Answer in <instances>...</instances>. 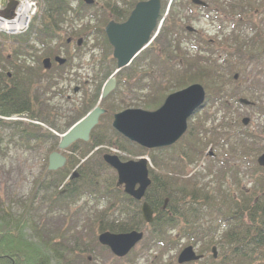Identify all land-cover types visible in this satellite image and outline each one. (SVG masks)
<instances>
[{
    "label": "trees",
    "instance_id": "1",
    "mask_svg": "<svg viewBox=\"0 0 264 264\" xmlns=\"http://www.w3.org/2000/svg\"><path fill=\"white\" fill-rule=\"evenodd\" d=\"M255 1L245 0L249 6V15H254L255 11L259 10V6L264 4V0H260L256 4ZM73 2L77 6L74 15L79 13L78 10L85 12L92 7L85 5L82 0H42L38 12L25 32L18 35L0 33L1 37L11 39L19 44L16 49H13L11 55L8 54L9 58L7 55H3L0 49V128H10L11 134H17L21 141L38 144L58 139L56 134L48 129L43 128V131L32 133L23 127L22 122L4 121L1 116L26 113L40 121H48L47 117L40 116L38 112V110L46 109L45 102L40 101L39 97L31 91L34 77L42 70L40 57L22 49L21 45L32 39L40 41L42 44H47L54 38L58 40L60 35L57 29L64 21ZM167 2L168 0H165L162 4L161 14H163ZM244 4L243 0L234 5L233 11L238 12L237 7ZM104 5L109 9L112 18L120 20L127 17L134 3L117 0L115 3L107 1ZM120 5L123 8H120ZM175 5L177 3L173 0L168 9L167 18L158 32L159 35L128 66L117 71L116 80L119 79L132 89H149L148 93L140 94L139 104L142 102L144 109L157 108L173 89L182 88L191 82H200L205 88V103L219 101L220 108L228 110L227 103L221 97L229 94L225 93L217 84L219 75L216 72L221 69V66L215 64L216 61H214L213 68L207 67L205 61L197 60L192 54L183 51L184 39L193 47L197 45L191 40V37L190 40L185 37L184 30H182L180 38L176 35V28L180 25L176 23L177 18L173 16V11L180 8ZM96 12L94 10L90 13L96 15ZM107 19L106 14L102 12L101 23H105ZM246 22L249 23L251 29L257 28L254 20L250 17L246 19ZM259 24L258 34H261L264 32V26L261 20H259ZM187 34L191 36L190 33ZM92 35L96 40L102 38L104 44L109 47L101 27L95 26ZM237 39L235 41L234 36L233 41L237 42L235 45L239 43L236 50L242 55V51L248 54L237 59V65L240 64L238 70L245 64L259 69L258 77L252 78V83L248 84L247 90L256 96L264 94V78H260V76H264V38L257 44H253L252 40L244 42L237 41ZM13 53L14 56H12ZM23 53H27L30 57L20 65L18 56ZM34 53L36 52L34 51ZM176 58L179 59L176 60ZM26 60L29 62L28 65ZM148 60L152 63L143 69L140 76H135L138 66ZM5 62L11 66L10 75L2 69ZM33 62L35 65L33 64L34 66L31 67L30 63ZM225 62L227 65L229 59L227 58ZM150 67H154V72L161 73V81L152 75L153 71ZM225 67V71L228 72L237 70V67L232 64ZM57 69L61 71L62 66L57 65ZM131 80H134V83ZM164 83L166 85H163ZM211 84L216 85L215 88H210ZM115 88L117 90V87ZM99 91L100 85H95L93 91L95 97L91 98L89 104L84 103L81 109L68 116L65 130L95 104ZM107 99L110 97L107 96L101 102L108 101ZM256 103L254 100L253 104L256 105ZM258 109L262 112L261 115H264V104L258 105ZM115 110L117 108L110 105L109 110L100 117L101 120L107 117L106 120L111 121V112ZM193 122L194 120H189L187 130L174 144L151 149L141 147L126 139L110 124L107 126L97 124L91 130L88 141L77 140L70 146V151L73 153L68 155L62 168L45 173L46 179L39 182L33 196L27 201L25 215L17 217H14L13 213H6L5 217L0 215V264H84L87 262L88 257L83 254V251L86 252L87 249L80 235L75 233L73 236L75 242L71 245L66 243L65 238L64 241H61L62 237L55 239L59 240L56 242L54 234L46 235L44 223L36 222L32 213L29 212L33 197L39 189H43L44 193L49 190L53 191L51 206L54 209L63 210L81 198L90 197L105 200L106 205L93 212L88 229L93 233L94 245L108 253H110L108 248L97 242L93 232L95 224L99 231L146 230L142 245L148 248L162 247L165 251L173 244V240L169 236L175 230L181 238H185L193 245H198L199 252H203L208 249L211 243H215L213 236L221 226L223 233L219 240L222 249L219 262L216 263L210 253L205 258L206 260H201L206 261L204 264H264V177H260L257 185L253 186L254 188L241 189L240 193L235 195L229 189L221 188L219 185L211 187L208 182L200 181L197 172L190 174L188 172L190 166L197 164L199 158L206 153L208 143L213 141V139L205 137L202 139V123L197 120L193 125ZM238 124L241 128L243 127L241 123L236 122V125ZM227 128L229 131L235 130V135H232L231 138L235 140L234 146L237 155L250 150V148L262 146L264 120L263 126L252 132L233 127L231 124H228ZM212 135L218 138L221 133L218 131ZM104 143L115 144L131 156L146 155L149 157L152 163V167L149 166L151 183L145 191L143 200L147 201L153 210L151 223H146L142 218L141 201L133 199L121 188L115 186V171L103 161L102 150L97 148ZM95 148L97 149L95 150ZM119 157L122 160L128 159L122 155ZM255 165L258 170H263V167ZM110 170H112L111 175ZM165 198H167V202L163 207ZM111 208L114 209L112 213L108 211ZM0 212L5 213L6 211L1 209ZM87 220L89 219L86 218L85 221ZM215 223L217 224L214 225ZM25 227H29L34 232L33 237L28 236ZM110 255L113 257L111 253Z\"/></svg>",
    "mask_w": 264,
    "mask_h": 264
},
{
    "label": "rangeland",
    "instance_id": "2",
    "mask_svg": "<svg viewBox=\"0 0 264 264\" xmlns=\"http://www.w3.org/2000/svg\"><path fill=\"white\" fill-rule=\"evenodd\" d=\"M105 1L111 3L117 2V0H95L93 6L88 11L82 12L78 10L79 13L77 15H72L70 14L72 11H69L64 21L59 25V29H57L60 35L58 40H50L47 44H42L40 41L32 39L28 43H23L21 45L22 49L38 55L41 59L48 56L52 58L55 55L66 58V63L61 65V71L59 69L55 70L54 68L53 70H44L41 64L42 70L34 77L31 87V91L39 97V100L45 102L46 109L42 111L38 110V112L40 116L47 117L48 120L47 122H43L37 118H33L35 121L36 119L38 121L33 122V124L35 123L37 126H41L42 124L44 129H48L53 134H56L58 137L56 141H45L44 143L38 144L25 142L21 141L17 134H11L12 131L10 128H0V210L4 209V211H6L5 213L0 212V215L4 217L6 213H13V215H15L14 217L26 214L27 201L33 196L35 187L38 186L39 182L46 179L45 173L48 171V155L52 151L58 149L57 144L60 135L65 130V123L68 116L73 115L81 109L84 103L89 104L91 102V98L95 97L93 96L95 85H100L101 90L105 80L110 75L115 74V59L112 56V49L104 44L102 38L96 40L92 35V30L95 26L103 27L104 25L100 21L102 12H104L108 18H111V14L103 9L105 7ZM127 1L135 3L137 0ZM213 1H216L215 6H217L218 9L215 13H211L210 15L213 16L217 14L219 17L213 19V23L210 21V18H200L196 21H189L187 19V11L174 10V16L178 19V22L184 23V21H186L185 23L188 26L194 27L198 31L196 34L192 32L191 36L183 32L188 40H190L191 37V40L198 46L197 48L196 46H190L191 44L182 43L183 51L192 54L197 60L200 59L201 61H205L207 67L209 66L210 68H213L212 64L217 60L215 64L221 66V69H218V71L222 74L221 77H217V84L219 87L226 84L224 86L225 91L239 92L238 96H242L250 101L255 100L257 103L250 107L235 105L228 108V110L220 108V102L207 103L196 115H193L191 117V120H194L193 125L196 124L197 120L203 125L201 133L202 139L205 137L206 139H213V141L208 143L206 153L199 158L196 165L190 166L188 172L190 174L197 172L200 176V181L208 182L211 187L219 185L221 188L229 189L232 194L236 195L240 193L241 189L248 190L254 188L253 186L257 185L260 177H264V168L263 170H258L255 167V164H257V156L264 151V136L261 142L262 146H259L260 148H250V150H246V152H241L237 155L234 146L235 140L231 138L232 135H235V130L229 131L227 127L228 124H231L233 127H239V129L249 132L260 129L261 126H263L264 115H261L262 112L259 111L258 105L264 104V94L256 96L245 89L247 82L251 84L252 78L258 77L259 69L245 64L242 65V67L240 66L241 68L239 67L240 70H238V65L240 64L237 65L238 51L235 49L238 47L239 43L235 45L237 42H234L232 37L235 36L236 41L240 36L242 41L247 42L252 40L253 44L259 43V41L264 38V32L258 34L257 29L260 25L259 20L263 22L264 26V4L259 6V10L255 11L254 15H249V17L254 20L257 28L241 29L242 20L239 18L242 14H232L234 11L228 14V12L229 9H231L229 6L239 4L242 0ZM5 2L6 0H4L3 3ZM257 2H260V0H256L255 4ZM94 10L97 11L96 15H91L90 12ZM190 14L194 13L190 12ZM233 22L237 23L239 26L235 31H233V29L231 30L230 26ZM183 25L184 24L176 28V35L179 38L182 36V30L185 28H183ZM159 29L160 25H158L155 34H157ZM68 34L73 36V42L69 46L65 45L64 41V38ZM157 35H159V33ZM2 38L3 37L0 36L1 52L3 55H11L13 49H16L19 44L11 39ZM211 38L213 40H210ZM78 39H81L80 43H82V45L77 48L76 41ZM34 51L36 53H34ZM242 52L244 55H248L247 52ZM224 53L233 55L232 57H228L229 62H227V65L226 62H224ZM12 56H14V53ZM9 57L10 56H8V58ZM29 57L30 55L27 53L19 55L18 64H24V60L29 59ZM177 59L179 58H176V60ZM209 62L212 63L209 64ZM151 63L152 62L148 60L146 63L138 66L135 76H140L143 69L148 67ZM228 63L237 67V70L231 72L225 71V66H230ZM26 64L28 65L29 62L27 61ZM150 68L153 71L152 75L155 76L158 81H161V73L158 71L154 72V67ZM2 69L3 71H7L10 75L11 66L8 65L7 62L4 63ZM260 78H264V76H260ZM227 80L228 82L226 83ZM131 82L134 83V80H131ZM163 85H166V83ZM215 86L216 85L211 84L210 88L213 89ZM116 87L117 90H115V88L113 93L108 95L110 99L101 102V106L106 108V110H109L110 105L117 108V110L112 112L134 107L144 109V107H142L143 103L141 102L139 104L140 94L148 93L149 89H132V87H128L119 79H117ZM75 88H77L76 91H74ZM174 90L176 89L172 91ZM225 93L230 94L229 92ZM97 102L98 98H96L95 104H97ZM93 106H91L90 109ZM7 117L11 118H5L4 121H19L20 123L23 121V125L24 122L28 123V118H32L26 113H16ZM242 117H248V123L247 125H242L243 127L241 128L239 124L236 125V122L241 123ZM106 118L104 120L100 118L98 124H103L102 126L111 124V121L106 120ZM218 131H220L223 136L219 135L220 137L218 136V138H215L212 134H216ZM71 145L61 151L66 157L73 153L70 151ZM97 148L102 150V154L119 151V155L123 157L137 159L136 155L131 156V154L122 151L115 144L104 143ZM97 148H95V150ZM112 170H110V175ZM53 195V191L51 190L47 193H44L43 189L37 190L33 197L29 212L32 213L36 222L44 223L47 232L46 235L54 234V241L56 242L59 240L55 239L62 237L61 241H64L65 238L66 243L71 245L75 242L73 239L75 233L80 235L87 249L86 252L83 251V254L88 257L87 262L84 264H177L176 257L182 247L188 244L193 245L185 238L178 236L177 232L174 230L169 236L170 239L173 240L172 243L174 245L172 244L173 246L171 245L167 251L158 246L151 248L144 247V245H142L143 241H141L134 250L129 253L127 258L117 259L113 255V257H111L110 253L94 245L93 233L88 229V223L93 217V212L96 209L104 207L106 201L90 197L81 198L65 209L60 210L54 209L53 206H51V197H53ZM108 211L112 213L114 209L111 208L108 209ZM86 218L89 220L85 221ZM216 224L217 223L214 225ZM26 228L27 227L24 229L28 236L33 237L34 232L31 231L29 227ZM222 231L223 227L220 226L213 236V241L215 243H211L208 249L201 252L204 254L203 259L211 253L212 246H215L217 255L215 260L216 263L219 262L222 251L219 240L221 239ZM93 232L97 237L99 233L97 224H95ZM143 232L145 237L146 230ZM217 241L218 243H216ZM193 246H195L198 252L199 246ZM204 263H206V261L199 260L194 263L186 264Z\"/></svg>",
    "mask_w": 264,
    "mask_h": 264
},
{
    "label": "water",
    "instance_id": "3",
    "mask_svg": "<svg viewBox=\"0 0 264 264\" xmlns=\"http://www.w3.org/2000/svg\"><path fill=\"white\" fill-rule=\"evenodd\" d=\"M93 1L84 0L86 4H91ZM192 2L203 4L200 0H192ZM15 4L14 0H8L7 11L12 9ZM159 12L160 0H141L134 5L125 21L110 20L106 23L104 32L112 46L115 72L127 66L149 44ZM54 60L61 64L65 58L55 56ZM50 62L49 57L43 58V67L49 68ZM115 86L116 78L114 75H110L101 87L97 104L61 134L57 144L58 149L48 155V170H57L64 166L67 158L61 153L62 150L77 140H89L92 128L98 123L100 116L106 112V109L100 106L99 101L104 99ZM239 101L244 104L250 103L246 98H239ZM204 105L205 90L202 84L194 82L168 93L162 104L154 110L134 107L114 112L111 127L126 139L148 149L169 146L178 141L185 133L188 119ZM247 122L248 117H243L242 123L247 124ZM25 127L31 132L39 130L30 126ZM102 158L116 171V185L121 186L124 193L135 200H141L151 182L147 157L140 156L136 160L122 161L116 154L104 153ZM256 162L259 166L264 167V151L257 156ZM140 211L146 223L153 221V210L146 201L141 203ZM142 237L143 231L137 229L125 232L104 230L98 234L97 240L101 245L107 246L115 256L122 257ZM211 250L213 257H216V247L212 246ZM202 257V254L195 252L192 245H187L179 252L177 262L195 261Z\"/></svg>",
    "mask_w": 264,
    "mask_h": 264
},
{
    "label": "flooded vegetation",
    "instance_id": "4",
    "mask_svg": "<svg viewBox=\"0 0 264 264\" xmlns=\"http://www.w3.org/2000/svg\"><path fill=\"white\" fill-rule=\"evenodd\" d=\"M138 1V0H137ZM164 1L165 0H160V12H159V16H158V21L160 20L161 21V26H162V24H163V22H164V20L167 18V14H168V9L170 8V5H171V2L173 1V0H168V2H167V5L165 6V10H164V12H163V14H161V8H162V4L164 3ZM200 1H202L203 2V4H201V3H194V2H192V0H174V2L175 3H177V5H175V7H179L180 9L179 10H184L185 12L187 11V14H188V16H187V19L190 21H196V20H198V19H200V18H210V21L213 23V19H217V18H219L218 16H217V14H215V15H213V16H211L210 14L211 13H215L216 12V10L218 9V7L217 6H215V2L216 1H213V0H200ZM243 1V0H242ZM244 5H240L241 7H237V9H238V12H240V13H238V12H233L232 14H239V15H241L240 16V18L239 19H241L242 20V25H241V29H250V26H249V23L248 22H246V19H247V17H249V12H248V10H249V6H248V4L245 2V0H244ZM120 8H123V6L122 5H120L119 6ZM231 9H229V12H228V9H227V12H228V14H230L232 11H233V6H229ZM103 9H105V10H107L108 12H109V9H107V7H104ZM176 10V9H175ZM193 12L194 14H190V12ZM174 12V11H173ZM110 13V12H109ZM196 13H197V15H196ZM129 15V14H128ZM128 15H127V17H128ZM174 16V15H173ZM127 17H125V18H123V19H120V20H115V21H117V22H122V21H125L126 20V18ZM110 18V17H109ZM171 18H172V16H171ZM109 20V19H108ZM108 20H106V22L108 21ZM178 20V19H177ZM244 20V21H243ZM186 21H184V23L183 22H178V21H176V23L179 25H181L182 26V24H184L183 25V28L185 27V30L186 31H188L187 30V28L189 27L186 23H185ZM244 22V23H243ZM106 24V23H105ZM104 24V25H105ZM161 26H160V28H161ZM231 30L233 29V31H235V30H237L238 29V24L237 23H235V22H233L231 25ZM182 28V27H181ZM191 35H192V32H195V34L196 33H198V31H197V29L195 28V30H193V31H188ZM201 38V37H200ZM234 37H232V39H233ZM202 39V38H201ZM231 39V38H230ZM242 38L239 36V38H238V40H241ZM56 40V38H54V41ZM80 40L81 39H78L77 41H76V46H77V48L78 47H81V45H82V43H80ZM203 40V39H202ZM210 40H213L212 38L210 39ZM64 41H65V45H67V46H69L72 42H73V36L71 35V34H68L65 38H64ZM198 48V47H197ZM199 48H201V47H199ZM236 50V49H235ZM224 58H225V60L228 58V57H232L233 55H227L226 53H224ZM237 56H238V58L239 57H245L246 55H242V53L241 52H238V54H237ZM49 57V56H48ZM54 57H55V55L51 58L50 57V60H51V62H50V66H49V68H45L44 70H53V68L56 70L57 69V65H59L60 63H58L57 61H55L54 60ZM223 58V59H224ZM237 58V59H238ZM53 59V60H52ZM40 61H41V64H42V60H41V58H40ZM216 62H217V60H215ZM224 61V60H223ZM66 62V61H65ZM215 62V63H216ZM225 62V61H224ZM64 63V62H63ZM62 63V64H63ZM34 64V62L33 63H31V66H34L33 65ZM61 64V65H62ZM43 65V64H42ZM218 73V75L219 76H222V74L219 72V71H217L216 72V74ZM228 82V80L226 81V83ZM224 83V82H223ZM248 84H249V82H247V84H246V87H245V89H247V86H248ZM226 85V84H225ZM225 85H223V86H221V89L224 91V92H229L230 94L228 95V96H223V97H221V99L223 100V101H225L226 103H227V106H228V108H230L231 106H235V105H238V106H248V107H250L251 105H253V104H251V103H249V104H244V103H241L240 101H239V97H242V96H238L239 95V92H236V91H234V92H230V91H225V88H224V86ZM77 90V88H75L74 89V91H76ZM215 103H219V101H216ZM248 123V122H247ZM242 125L244 126V125H247V124H243L242 123ZM23 127H24V125H23ZM25 128V127H24ZM40 131H43L42 129H40ZM40 131H38V132H40ZM178 235V234H177ZM128 255H129V253L125 256V257H123V258H127L128 257ZM177 258V257H176ZM184 264H186V263H184Z\"/></svg>",
    "mask_w": 264,
    "mask_h": 264
},
{
    "label": "built area",
    "instance_id": "5",
    "mask_svg": "<svg viewBox=\"0 0 264 264\" xmlns=\"http://www.w3.org/2000/svg\"><path fill=\"white\" fill-rule=\"evenodd\" d=\"M37 0H17L13 16L7 18L3 13V0H0V30L16 33L28 26L30 17L35 13ZM36 122L34 120H30Z\"/></svg>",
    "mask_w": 264,
    "mask_h": 264
},
{
    "label": "bare ground",
    "instance_id": "6",
    "mask_svg": "<svg viewBox=\"0 0 264 264\" xmlns=\"http://www.w3.org/2000/svg\"><path fill=\"white\" fill-rule=\"evenodd\" d=\"M117 112V111H116ZM114 112H111V114L113 115Z\"/></svg>",
    "mask_w": 264,
    "mask_h": 264
}]
</instances>
